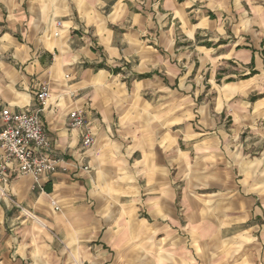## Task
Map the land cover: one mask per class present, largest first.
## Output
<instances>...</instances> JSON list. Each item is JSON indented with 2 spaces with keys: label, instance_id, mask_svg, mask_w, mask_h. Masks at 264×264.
<instances>
[{
  "label": "clouds",
  "instance_id": "clouds-1",
  "mask_svg": "<svg viewBox=\"0 0 264 264\" xmlns=\"http://www.w3.org/2000/svg\"><path fill=\"white\" fill-rule=\"evenodd\" d=\"M0 264H264V0H0Z\"/></svg>",
  "mask_w": 264,
  "mask_h": 264
},
{
  "label": "crops",
  "instance_id": "crops-1",
  "mask_svg": "<svg viewBox=\"0 0 264 264\" xmlns=\"http://www.w3.org/2000/svg\"><path fill=\"white\" fill-rule=\"evenodd\" d=\"M180 2H183V0H180ZM193 23H196V21L195 20H193ZM221 43H226V41H223V42H221ZM199 47H205V45L204 44H200L199 45ZM218 55H226V53H224V52H220V53H217ZM199 62H197V64H198ZM221 76L223 75V73H219ZM210 75V74H209ZM139 158L140 159H143L144 158V154L143 153H141L140 154V156H139ZM185 226H187V225H185ZM191 227H192V229L195 231V230H197V228H198V225H195V224H193V225H191Z\"/></svg>",
  "mask_w": 264,
  "mask_h": 264
},
{
  "label": "trees",
  "instance_id": "trees-1",
  "mask_svg": "<svg viewBox=\"0 0 264 264\" xmlns=\"http://www.w3.org/2000/svg\"><path fill=\"white\" fill-rule=\"evenodd\" d=\"M222 42H223V41H222ZM219 77H221V75H220V74H218V78H219Z\"/></svg>",
  "mask_w": 264,
  "mask_h": 264
}]
</instances>
